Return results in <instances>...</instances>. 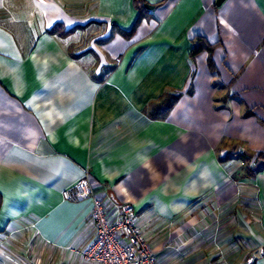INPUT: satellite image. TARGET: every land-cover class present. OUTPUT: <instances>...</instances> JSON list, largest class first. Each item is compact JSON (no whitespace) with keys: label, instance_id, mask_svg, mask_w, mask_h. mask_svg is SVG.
Listing matches in <instances>:
<instances>
[{"label":"crops","instance_id":"obj_1","mask_svg":"<svg viewBox=\"0 0 264 264\" xmlns=\"http://www.w3.org/2000/svg\"><path fill=\"white\" fill-rule=\"evenodd\" d=\"M216 2L0 0V264H94L87 171L157 264H264V0Z\"/></svg>","mask_w":264,"mask_h":264},{"label":"built area","instance_id":"obj_2","mask_svg":"<svg viewBox=\"0 0 264 264\" xmlns=\"http://www.w3.org/2000/svg\"><path fill=\"white\" fill-rule=\"evenodd\" d=\"M63 197L70 201H91L95 236L82 251L87 262L157 264V253L137 223L135 207L131 203H121L118 212L111 214L110 201L93 188L88 171L63 190Z\"/></svg>","mask_w":264,"mask_h":264},{"label":"trees","instance_id":"obj_3","mask_svg":"<svg viewBox=\"0 0 264 264\" xmlns=\"http://www.w3.org/2000/svg\"><path fill=\"white\" fill-rule=\"evenodd\" d=\"M60 25H56L53 27L50 32L51 33H56L58 32V28ZM72 30H66L64 33H70ZM123 34L126 36H130L133 32L132 30L125 31L121 30ZM112 34L107 38H111ZM194 39L197 41V45L192 49L191 51V56L193 57L197 53H199L202 50H208L211 54L213 53L217 43H211L209 42L205 37L203 36H195ZM209 65L211 68L213 67V60L212 57L209 59ZM180 93H166L162 96L161 100L159 103H154L149 105V107L146 108V112L151 116V117H158V116H166L168 112L171 110V108L174 106L175 102L179 99ZM2 205V195L0 193V208Z\"/></svg>","mask_w":264,"mask_h":264},{"label":"water","instance_id":"obj_4","mask_svg":"<svg viewBox=\"0 0 264 264\" xmlns=\"http://www.w3.org/2000/svg\"><path fill=\"white\" fill-rule=\"evenodd\" d=\"M223 1H224V0H217L216 3H217V5H220ZM146 6H148V7L150 6V7H151V5H146Z\"/></svg>","mask_w":264,"mask_h":264}]
</instances>
